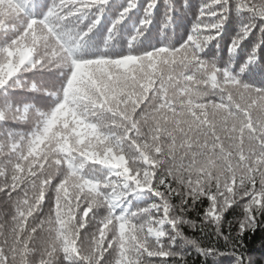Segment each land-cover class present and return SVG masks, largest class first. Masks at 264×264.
Masks as SVG:
<instances>
[{
	"label": "snow or ice",
	"instance_id": "6c2138e0",
	"mask_svg": "<svg viewBox=\"0 0 264 264\" xmlns=\"http://www.w3.org/2000/svg\"><path fill=\"white\" fill-rule=\"evenodd\" d=\"M235 10L264 20V0H233ZM108 0H52L42 18L25 15L29 0H0V31L16 35L0 47V87L17 73L68 69L59 100L49 112L29 106L0 104V121H28L27 135L0 138V192L7 190L11 219L0 224V264H29L32 242L44 234L39 264H101L114 253L113 264H164L181 252L177 239L202 254L234 257L232 264H255L243 249L246 233L264 227V87L244 83L227 68L201 56L220 36L230 11L229 0H207L187 39L178 47H158L143 54L108 58H74L73 44L86 35L69 36L60 26L69 18L95 10L99 21ZM155 0L144 5L140 28L150 23ZM135 7L126 0L113 26ZM43 9V0H37ZM170 11V9H169ZM18 25L22 27L17 28ZM111 31V29H110ZM251 31L239 29L228 44L234 52ZM264 33V25L261 26ZM264 43L259 37L241 71ZM16 87H21L17 81ZM32 90L38 89L35 84ZM87 164L108 169L102 178L84 174ZM58 169L63 178L54 187L49 214L33 223ZM19 190L16 198L12 193ZM155 197L132 210L134 193ZM179 202L173 204V198ZM206 199L201 222L187 213ZM238 201L242 216L227 247L202 248L184 236L182 227L215 228L222 236L223 213ZM104 208L96 230L81 243L89 214Z\"/></svg>",
	"mask_w": 264,
	"mask_h": 264
},
{
	"label": "trees",
	"instance_id": "16d2710c",
	"mask_svg": "<svg viewBox=\"0 0 264 264\" xmlns=\"http://www.w3.org/2000/svg\"><path fill=\"white\" fill-rule=\"evenodd\" d=\"M125 2L126 0H108L103 12L100 13L99 21L90 31L88 26L96 19L94 9L86 15L69 18L68 21L61 24L60 29L69 36L74 37L78 33H87L82 38H78V42L75 39L69 40V43L74 45V58L90 59L100 55L114 58L127 54L139 55L162 46L178 47L187 39L201 5L207 0H155L150 23L143 29L140 28V20L143 18L144 5L148 3V0H136L137 7L113 26L114 20L119 14V7ZM36 3L37 0H29V6L25 13L27 17L42 18L52 0H43L44 8L42 10L36 8ZM229 5L228 18L224 22L220 36L202 50L201 56L205 60L214 62L221 69L227 68L244 83L255 87H264V43L257 47L256 58L247 63L244 70L241 71V67L245 65L253 46L257 44L258 38L264 37V33L261 31L264 20L252 16L247 11L235 10L233 0H229ZM244 25L251 28L249 36L240 43L234 52L229 53L228 44ZM19 27L22 25L17 26V28ZM16 31L13 28L0 31V47L14 38ZM67 76L68 69L66 68L36 69L17 73L6 86L0 87V104L10 103L13 106H29L40 112H49L60 98L59 95H53V93H59L62 90ZM17 81L21 87L15 86ZM33 84L41 90H32L30 86ZM33 128L34 125L28 121H0V138L9 133L27 135L33 131ZM83 171L90 178H102L108 174V169L94 164H87ZM63 175L64 170L58 169L56 171L43 203L32 218L34 224L39 223L49 214L54 200V187L63 178ZM5 179L6 177H0V182ZM18 195H22L19 190L11 194L13 198ZM154 199L155 197L150 192L134 193L129 197L126 205L135 210L146 207ZM178 202L179 198L174 197L172 203ZM244 202L238 201L223 213L220 225L222 236L215 234V228L201 232L199 228H191L187 225L182 227L184 236L198 241L202 248L215 247L223 251L227 247L223 237L234 235L237 227L236 221L243 214L241 204ZM208 204L206 199L198 201L197 206L187 213V218L199 224L202 213ZM11 215L9 194L5 190L0 192V224L8 222ZM104 215H106L104 208L94 209L89 214L87 227L81 233V243H84L96 230L97 221ZM258 219L264 223V210L260 212ZM43 238L44 234L40 233L34 238L32 251L28 258L29 264H39ZM242 239L245 254L251 257L255 264H264V227H257L255 231L246 233ZM174 250L182 253L184 264H232L234 259L231 256L202 254L193 245L185 244L179 239L175 242ZM113 258L114 253L109 250L104 254L101 264H113ZM152 259L155 264H161L159 258ZM56 264H65L63 257L58 258ZM164 264H181V261L177 257H168Z\"/></svg>",
	"mask_w": 264,
	"mask_h": 264
}]
</instances>
